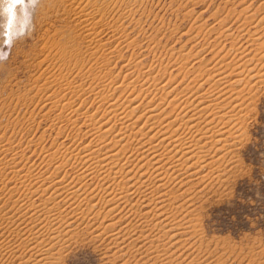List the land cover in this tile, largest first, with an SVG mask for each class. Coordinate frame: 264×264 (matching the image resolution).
Masks as SVG:
<instances>
[{
    "label": "bare ground",
    "instance_id": "obj_1",
    "mask_svg": "<svg viewBox=\"0 0 264 264\" xmlns=\"http://www.w3.org/2000/svg\"><path fill=\"white\" fill-rule=\"evenodd\" d=\"M20 1L10 0V7L13 9ZM259 3L261 9L258 13L261 12L262 15L254 13L250 8L251 4L238 11L239 13L243 11V17L242 22H238L234 28V32L230 27H226L222 16L218 19L221 37L235 42L237 40L238 43L242 39V42L246 43L242 49L241 42L239 45L236 43L237 46L234 42L233 45L230 44L234 51L232 57L239 54L240 58L237 60L230 63L225 61L229 54L224 52V46L215 51L209 61L198 58L199 54L195 55L198 59H193L195 61L189 66L193 71L189 72L186 70L187 67L184 68L186 72L184 71L181 78L171 72L173 68L168 72L170 64L165 65L168 72L166 74L164 72L166 68L158 66L156 70L162 68L164 71L161 70L163 74L157 78L152 76L151 72V76L147 74L149 71L144 70L145 66L137 57L139 61L133 58L120 68L121 71L126 69L120 82L117 79H110L112 69L108 68L106 72L101 73L102 64L109 61L107 56L110 53L103 50L105 45L99 40L98 32H95L101 16L88 27L85 16L91 13L88 11L84 15L83 12L80 13L86 21H81L82 17L78 21L82 29L79 37L84 41L83 47L87 55L81 46L74 42V46L73 43L69 46L68 42H64L65 40L61 42L60 39L53 41L48 48H52L49 52L53 51L52 56L56 59L63 56L61 60L64 61L69 54V61L73 60L79 71L90 64L88 70L91 80L78 84L76 81L74 84L68 81L67 77L50 73L46 66L42 69L45 76L42 86L46 92L52 88V95L48 98L46 94V100H49V108L58 110L54 119L61 121L65 118L71 126L70 129H74L76 133L82 132L81 127H84L85 131L81 135L87 134L90 139L82 142L80 137L76 142V137L74 140L72 137L70 143L77 145L71 149L63 140L58 141L54 138L49 148L44 151L43 163L46 164V168L44 173L43 170L35 177L36 184L34 164L26 166L24 162V165H19V160L15 161L13 156L10 160H5L6 148L0 145V177L5 172L4 179L9 177V181H16L12 186H7L8 182L4 183V179H0L3 183L0 188V264H60L62 253L69 244L72 229L78 224L92 228L91 234L94 235V239H109L119 244L118 250L126 248L129 251L138 242V249L134 250L135 253L131 257L135 254L141 255L139 249L143 248L146 253L138 260L146 258L144 261L147 264L172 263L170 247L176 249L178 241L174 239L179 236V232L182 234L190 228L192 219L187 220V216L192 214L193 210L184 207L186 212L177 219L179 212L182 210L184 212L183 204L177 205L175 200L178 196L176 198L174 192L169 190L173 187L169 185L174 183L175 187L181 183L191 186L194 179L198 180L197 183H202L207 179L222 178V170L226 167L224 162L227 164L234 159L233 147L235 148L236 143L241 141L242 134L244 135L243 124L250 111L247 110L249 103L246 101L252 97L253 91L264 85V37L257 30L261 29L259 26L264 21V0ZM97 11L95 9L96 13ZM10 23L15 24L14 17ZM244 24H253L251 27L255 28L254 31L251 32L249 28L244 31ZM196 26L200 29L203 27L201 23ZM213 29L211 27L205 31ZM247 45L254 49V56L248 57L244 54ZM229 46L226 47L230 50ZM45 49L47 48L43 51ZM76 50L79 53H76ZM117 50L120 51L119 47ZM257 50L263 53L258 56L260 52ZM179 55L180 58L184 57L183 53ZM188 55L192 57L190 53ZM183 66L179 67L180 70ZM177 67L175 66L176 69ZM196 69L198 70L194 71ZM164 79L165 82L160 83ZM123 86L126 95L124 92L117 94L118 88ZM141 95L143 99L140 98ZM70 97L80 101L79 104H75L77 107H74L75 100L70 101ZM46 100L44 97V101ZM89 100L96 104L91 114L85 106L83 107ZM79 115H84L81 124L77 122ZM52 126L55 127V124ZM20 153L22 154L23 150ZM227 156H230L228 161ZM236 162L233 161V164ZM184 177L187 181L183 183ZM183 190L182 194L188 192L187 188ZM106 215L108 218H105ZM122 222L125 223L124 226L118 228L117 225ZM192 228H195L194 225ZM123 242L125 244L121 245ZM135 263L140 264L138 261Z\"/></svg>",
    "mask_w": 264,
    "mask_h": 264
},
{
    "label": "rangeland",
    "instance_id": "obj_2",
    "mask_svg": "<svg viewBox=\"0 0 264 264\" xmlns=\"http://www.w3.org/2000/svg\"><path fill=\"white\" fill-rule=\"evenodd\" d=\"M259 2H261V0H21L12 9L10 7V0H0V145L6 148L4 156L7 159L5 158V160H10L13 156L12 158H14L15 161L19 160V165H24V162L26 166L34 164V184H36L35 177L40 175L43 170L44 173V168H46V164L43 163L44 151L49 148V144L53 142L52 140H54V138L58 139V141L63 140L65 143L69 144V148L71 149L73 146L77 145L73 142V144L70 143L72 137V140L76 137V142H78L77 138L80 137L82 138V142H87V140L90 139L87 134L86 136L81 135L85 131L84 127H81L82 132L76 133L74 129H70L71 126L70 124L68 125L65 118L61 121H56V119H54L58 110H55L53 107L49 108V100H46L47 95L48 98L52 95V88L48 89L46 92L42 86L45 77L42 74V69L46 66L50 73L52 72L55 75L58 74L60 77H67V80L72 81L74 84L83 81L89 82L91 80L90 71L88 70L90 64H87L83 70L79 71L75 67L74 61H69V54H67L63 61L61 60L63 56L56 59L55 56H52L54 52H49L52 48H48L53 41H59L60 39L61 42L64 40V42H68L67 44L69 46H74V43L81 46L86 54L87 51L83 47L84 41L82 40V43L79 37V32H81L82 29L78 22L82 18L81 21L85 20L83 15L86 11L91 13L88 14L90 17L87 15L85 16V18H87V21H85L88 27L94 24L96 19L101 16V19L98 21V26L96 25L95 27V32H98L97 36L99 40L105 45L103 50L112 53L111 55H109V53L107 56L109 61L102 64L101 73L106 72L108 68L112 69L110 79H117V81L120 82L122 80V75L126 73V69L121 71L120 68L123 67L124 63L131 62L133 58L136 60L140 58L139 60L142 62V65L145 66V69H143L149 71L147 73L149 76L152 75L157 78L162 76L163 72L161 70L163 69L159 68L156 70L155 68L163 66L166 68L165 71L163 70L165 74L173 68L171 72L174 73V75L178 74L177 76L181 78L180 76L184 74V71H193L189 66L190 63L195 61L193 59L197 58V54H199L198 58L200 57L209 61L213 56L212 54L219 50V48L221 49V47L223 48L230 44L233 45V42L234 44L238 43L237 40L236 42L235 40L230 41L231 39L219 35L220 26L218 19L221 18V16L226 20H224V22H226V27H230L234 32V28L239 24L238 22H242L243 17V11L240 13L238 11H240V9L242 10V7L244 8L246 5L251 4L250 8H252V11L254 10V13L259 15V13H261H258L259 9H261L258 5L260 4ZM91 3H93V5ZM96 4L98 5L96 6ZM95 9L96 11L99 9L98 11L100 12L98 13L97 11L96 13ZM188 10L192 13H188ZM227 11L230 12V14ZM12 13L14 14L12 15ZM11 15L14 17L15 24L13 25H10V21L13 18ZM89 20L92 21L89 22ZM193 21L194 23H192ZM190 23H192V27ZM200 23L203 25L201 29L196 26ZM252 25L246 24L243 30L246 31L249 28V30L253 32L255 28L251 27ZM189 27H191V29ZM211 27L212 29H216L210 30L211 33H209L210 31L208 30L205 31ZM259 27H261V29L257 30L264 37V34H262L264 32V21ZM244 31H242V33H244ZM196 32H198V34ZM242 41L241 39L238 43L239 45L241 42V49L246 45V43ZM213 43L217 45L214 46ZM230 46L231 52L227 47L225 50L224 47V52L226 51L229 54L226 56L227 60L225 59V61H229V63L237 60L239 57V54L232 57L234 51L233 47ZM118 47L120 51L117 50ZM44 48L47 49L43 51ZM251 48L252 47L247 45L245 48L247 50H244V54H247L248 57L255 52L254 49ZM115 50L117 51L115 52ZM248 50L253 51L247 52ZM257 52H260L258 55L260 56L264 50L263 52L257 50ZM257 52L255 54H257ZM76 53H79V51L76 50ZM180 53L184 54L186 60H184L183 56V58H180ZM189 53L192 56L191 58L190 55H188ZM74 54L72 56H74ZM46 55H48V57ZM128 58H130L129 61ZM158 60L161 61L159 62ZM173 60L178 63L180 61V63H175ZM182 62H184L182 64V66H184L181 68L182 70H180L179 67H182L180 66ZM187 63L189 65H187ZM103 65H105V67ZM165 65L169 66L168 72ZM210 65H212V63ZM175 66H178L177 69ZM186 67L187 69L185 70L184 68ZM133 70L135 69L133 68ZM197 70L198 69L194 71ZM180 72L182 74H180ZM164 82L165 79L160 83ZM49 87L51 86H48V88ZM124 89V86L118 88L117 94L124 92V95H126L127 92ZM263 89L264 85L258 87L251 93L252 97L250 96L251 98H248V101H246L249 103L247 110L249 111L250 109V111H247L245 125L243 124L244 135L242 134L241 141L236 143L235 148L233 147L234 159L228 161V157L230 156L226 157L229 163L225 164L226 162H224L226 171L222 170V178H220V180L207 179V182H202L203 184L200 182L197 183L198 180L194 179V183L192 182L193 184L191 186L181 183H178L175 187L173 185L174 183L169 185V187L173 186L169 188V190L174 192L176 198L178 196V200H175L177 205L183 204L182 209L185 207L189 208V210H193V215H188L189 218L187 216V220L192 219L190 228L182 234L178 231L179 236L174 239V241H178V247H176V249L170 247V252L172 253V263L170 264H195V262L196 264L197 262L198 264L264 263ZM44 97L46 101H44ZM73 98L70 97V101L75 100ZM140 98L143 99V96L141 95ZM146 100L147 99H145V101ZM79 102V100H75L74 107H77L76 105L79 104ZM91 102L92 101L89 100V102L83 105V107L85 106V108L88 109L89 113H92L96 107V104L93 102L92 104ZM64 114H66V112H64ZM77 117V122L81 124L84 115H79ZM57 122H60L61 125ZM53 124H55V127L52 126ZM60 134L61 136H58ZM19 146L21 147L19 148ZM10 149L12 150L10 151ZM22 150L24 156L23 153H20ZM7 151L9 152L7 153ZM19 158H21V160ZM26 158H28V160H26ZM233 161L238 162L233 164ZM4 175L5 172L1 174L0 179H4ZM8 178L9 177L3 180L4 183H6V181L8 182L7 186L15 184V180L9 181ZM187 179L189 180L190 178L187 177ZM184 181H187L186 177L182 179L183 183ZM2 185L3 183L0 181V188ZM184 188H187L188 192L182 194ZM179 210H181V208ZM185 212L184 209V212L182 210L179 214L177 213V219H180ZM105 218H108L107 215ZM114 220L117 221L116 218H114ZM124 224L125 223L122 222L118 224L117 227H122ZM192 225H194L195 228H192ZM73 228L71 232L72 235L70 233L71 237L68 242V248L66 247L62 253L60 264H136L135 261H138L140 264H147L145 262L146 258L138 260L140 256L146 253L143 248L139 249V251L142 252L141 255L135 254L134 257H131L135 253L134 250L138 249V242L135 243L136 245L132 244L133 247H131L129 251L126 248H122L121 251L120 249L118 250V246L120 245L113 243L109 239H94V235L91 234L92 228H87L85 224L74 225ZM193 230L196 231L194 232ZM191 232L194 233L192 234ZM124 244L123 242L121 245ZM169 244H167V246H169ZM130 251L131 253H129ZM191 260L193 262H191Z\"/></svg>",
    "mask_w": 264,
    "mask_h": 264
}]
</instances>
